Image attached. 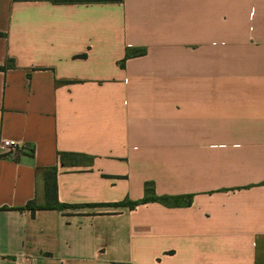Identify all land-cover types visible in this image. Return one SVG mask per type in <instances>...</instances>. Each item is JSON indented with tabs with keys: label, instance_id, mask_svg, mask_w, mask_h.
I'll use <instances>...</instances> for the list:
<instances>
[{
	"label": "crops",
	"instance_id": "1",
	"mask_svg": "<svg viewBox=\"0 0 264 264\" xmlns=\"http://www.w3.org/2000/svg\"><path fill=\"white\" fill-rule=\"evenodd\" d=\"M2 138L0 264H264V0H0Z\"/></svg>",
	"mask_w": 264,
	"mask_h": 264
},
{
	"label": "trees",
	"instance_id": "2",
	"mask_svg": "<svg viewBox=\"0 0 264 264\" xmlns=\"http://www.w3.org/2000/svg\"><path fill=\"white\" fill-rule=\"evenodd\" d=\"M54 3H62V2H75V1H122V0H52ZM144 53V50H137L132 53H127V56L131 55H141ZM60 160L64 164L67 160H69L71 163H76L79 158H86V159H92L91 156H87L80 153L75 152H63L60 153ZM43 179H44V194H45V200L42 203H37L35 200H29L25 205L17 207V209H28L33 214L38 209H60L64 210L67 208H75L79 207L78 204H67L62 203L58 199V193H57V167H48L44 168L43 172ZM146 194L143 198L137 201H122V202H115V203H109V204H94V205H109V206H129L130 208L135 207L138 204L146 203L150 201H159L163 202L165 204H175L178 203L179 200L183 197L189 198L190 196H183V195H156L153 187L151 184H146L145 187ZM189 202V201H188ZM3 209H8V207H3Z\"/></svg>",
	"mask_w": 264,
	"mask_h": 264
},
{
	"label": "built area",
	"instance_id": "3",
	"mask_svg": "<svg viewBox=\"0 0 264 264\" xmlns=\"http://www.w3.org/2000/svg\"><path fill=\"white\" fill-rule=\"evenodd\" d=\"M26 147V143L23 140L15 138H2L0 142V149L2 156H9L15 152Z\"/></svg>",
	"mask_w": 264,
	"mask_h": 264
},
{
	"label": "water",
	"instance_id": "4",
	"mask_svg": "<svg viewBox=\"0 0 264 264\" xmlns=\"http://www.w3.org/2000/svg\"><path fill=\"white\" fill-rule=\"evenodd\" d=\"M26 145H29V143L27 142Z\"/></svg>",
	"mask_w": 264,
	"mask_h": 264
},
{
	"label": "rangeland",
	"instance_id": "5",
	"mask_svg": "<svg viewBox=\"0 0 264 264\" xmlns=\"http://www.w3.org/2000/svg\"><path fill=\"white\" fill-rule=\"evenodd\" d=\"M78 161L80 160V158L79 159H77Z\"/></svg>",
	"mask_w": 264,
	"mask_h": 264
}]
</instances>
